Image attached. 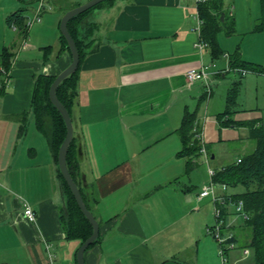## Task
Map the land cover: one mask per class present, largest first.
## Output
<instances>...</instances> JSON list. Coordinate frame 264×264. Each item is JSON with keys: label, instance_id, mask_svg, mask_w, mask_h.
I'll list each match as a JSON object with an SVG mask.
<instances>
[{"label": "crops", "instance_id": "0c3cea01", "mask_svg": "<svg viewBox=\"0 0 264 264\" xmlns=\"http://www.w3.org/2000/svg\"><path fill=\"white\" fill-rule=\"evenodd\" d=\"M22 1L0 0V54L3 49L10 53V79H1L0 87L8 85L12 92L0 95V264H50L46 246L52 264H72L79 245L62 230L64 198L56 165L46 138L34 126L29 103L37 75L56 76L70 63V54L59 51L60 19L56 22L55 14H49L58 11L61 16L68 10L65 4L88 0H47L48 15L27 28L37 43L25 44L26 34L17 45L21 34L5 18L20 10ZM230 1L235 25L236 0ZM251 15L248 10V30ZM196 17L194 0H113L87 19L95 24L91 38L96 48L80 63L72 123L81 150V189L98 222L100 240L85 251V264H221L219 245L206 232L215 224V204L208 196L198 197L205 185L194 195L182 182L190 175V164L177 154L181 142L176 129L183 115H196L199 100L209 96L203 82L187 84L185 72L215 64L220 72L209 78L212 94L214 81L230 72L224 46L231 35L217 34L222 55L213 59L208 47H195ZM47 46L49 54L43 50ZM242 48L240 59L264 69L261 54ZM20 50L33 58L12 59ZM262 79L264 73L245 77L244 83L231 81L225 110L230 87L237 82V97L243 84ZM231 111L229 118L237 112ZM22 202L34 211V222L24 218ZM231 206L225 200L220 207V233H232L235 241L225 256L227 264H244L240 248L248 231Z\"/></svg>", "mask_w": 264, "mask_h": 264}, {"label": "trees", "instance_id": "16d2710c", "mask_svg": "<svg viewBox=\"0 0 264 264\" xmlns=\"http://www.w3.org/2000/svg\"><path fill=\"white\" fill-rule=\"evenodd\" d=\"M106 1L110 2L112 0ZM100 5L101 3L97 4L67 22V30L75 43L79 62L76 71L57 86L55 95L67 110L71 119L77 95L76 83L80 63L86 55L96 48L91 38L95 24L87 21V19L91 15L92 10L100 7ZM259 5L260 16L254 24L252 30L254 32L264 31V0H259ZM196 12L198 18L201 20V39L207 44L213 59L220 57L222 52L218 47L217 34L223 31L224 34L229 36L234 32L233 19L230 18L229 23L226 22L227 18L223 11V0H207L198 3L196 5ZM221 14H223V20H220ZM25 18L26 16L22 10H16L6 16L5 23L8 27L15 25L18 33L25 36L27 34V28L24 24ZM59 43V51H67L69 53L66 42L60 34ZM43 50L47 52L46 54H49L51 47L47 46ZM9 57L10 53L7 49H3L0 58L1 67L5 70H9ZM228 58V67L230 69L240 68L253 73H264V69L260 65L247 63L240 59L238 48L232 54L228 55ZM54 78L55 76L42 74L35 77L32 84L29 107L33 114L34 126L46 138L50 153L56 165V173L64 198V207L60 210L62 230L67 240L76 241L80 245L90 236L92 228L80 212L73 195L57 169V151L65 136V125L62 117L48 98L49 87ZM236 86L237 82L228 92L226 110L216 116L217 122L223 127H233L240 123L227 116L228 113L232 112L230 108L235 104ZM2 92L3 89L0 87V93ZM194 120L195 114L186 112L182 117L180 126L176 129V133L181 142V149L177 154L188 157L187 163L189 164H191L192 158L197 156L199 150L198 144L192 139L191 134ZM253 122H244V125H248L249 136L255 140V149L250 154L239 158V162L236 160L235 162L224 165L220 169L214 170L212 180L216 183H224L230 188L237 186L243 188V192L229 196L230 201L241 200L243 202V211L247 217L245 220H242L244 227L248 231L247 240L242 248H248L250 251V262L248 264H264V130L262 127L256 126V122ZM80 155L81 150L78 137L73 131V137L66 153V166L72 180L79 189L86 207L90 210L81 189V174L79 170ZM99 240L100 237L98 234L97 240L87 249L94 246ZM232 241L235 242L234 237ZM72 264H76L75 261Z\"/></svg>", "mask_w": 264, "mask_h": 264}, {"label": "rangeland", "instance_id": "374dc122", "mask_svg": "<svg viewBox=\"0 0 264 264\" xmlns=\"http://www.w3.org/2000/svg\"><path fill=\"white\" fill-rule=\"evenodd\" d=\"M66 0H61V2ZM113 1V0H112ZM109 1H104L101 3L100 7L94 8L91 12V15L95 14L97 10H99L102 6H105V4H108ZM111 2V1H110ZM64 3V2H63ZM85 3V2H83ZM81 3V4H83ZM225 4V10L227 23H229V8L232 5L230 0H224L223 2ZM77 3L73 4H65L64 9H72L78 5ZM37 5V1L35 0H23L19 7L20 10L23 11V14L26 17H30L32 10ZM236 6L237 9L234 10L233 17L235 19V32L234 35H231L230 37L226 38V44L224 47L227 48L228 54H232L236 49V44L239 46L242 45V50L244 49V52L250 53L252 50H256L257 55L261 54L260 58L262 59V62H264V31L263 32H254L253 27L256 23L257 19L260 16V5L259 0H236ZM63 9V10H64ZM232 9V8H231ZM66 10V11H68ZM233 10V9H232ZM252 11V27L247 29V22L244 25L245 18L247 15V12ZM65 11V12H66ZM64 12V13H65ZM58 11H53V13L49 15H54L56 18V22L58 19L61 18V16L64 14ZM47 13H43L41 15V19L44 18ZM248 20V17H247ZM38 24V23H37ZM33 25L32 28L36 27V25ZM244 26V27H243ZM59 30L56 28V32ZM223 33V31L219 32ZM46 36V35H45ZM30 30H28L27 37L25 38L24 43L29 44L31 41L34 43H37L34 38H32ZM17 45L18 42L22 43L23 36L17 35ZM250 42V43H249ZM256 47H253V46ZM225 48V49H226ZM27 50V49H26ZM25 50H20L17 52V54L13 55L12 59H18L19 61L25 59H31L33 53L29 56L28 53L24 55ZM38 51V50H37ZM261 51V53H259ZM227 54V55H228ZM25 56H28L27 58ZM33 58V57H32ZM262 73H253L248 72L243 76H240L238 73H234L232 71L228 72L226 76L222 79H217L214 81V83L211 86V91L209 93L210 97H205L202 100H199L198 107L196 109V119H199L202 123V133H203V142L207 146V152H208V162L205 161V157L202 154H197V156L192 160V164L189 165V174L188 176H185L182 179V182L186 185L191 186V193H194L195 191H200L203 185L209 184V174H208V167L210 166L211 169L217 170L220 169L222 166L230 164L232 162H235L237 159L250 154L255 149V140L249 136V128L248 125H244V122H257L256 126L262 127L264 130V79L256 81V85L253 83H249L248 85H244L239 90V95L235 97L236 104L230 108L234 111L236 110L234 114L231 115V118L234 120H240L239 123L242 125V127H223L220 124L218 125L215 121V116L219 113H222L225 110V91L231 81L234 79H241V82L244 83V78H249L251 76H257L261 75ZM232 88V87H230ZM229 88V89H230ZM204 92V91H203ZM5 93V94H4ZM10 95L12 92L9 90V86L7 85L3 89V93H0L1 96ZM229 95V94H228ZM228 97V96H227ZM210 99V103L207 109V100ZM194 108L190 107V111H193ZM32 114V112H31ZM27 118V112L24 111L21 116V121H23V128H25V120ZM253 122V123H254ZM213 156L214 158L210 159V157ZM188 178H190V181H188ZM216 192H219V186L215 185ZM243 188L241 186H237L234 188L227 187L225 192L236 194L243 192ZM209 199H211L210 196H208ZM212 201V200H211ZM233 209V213L238 218V220H241V216L238 214H235L233 205L231 206ZM212 215L214 218V212L212 211ZM215 219V218H214ZM250 262V259H245L244 264H248Z\"/></svg>", "mask_w": 264, "mask_h": 264}, {"label": "built area", "instance_id": "2783aa9c", "mask_svg": "<svg viewBox=\"0 0 264 264\" xmlns=\"http://www.w3.org/2000/svg\"><path fill=\"white\" fill-rule=\"evenodd\" d=\"M207 0H194L195 4L197 5L198 3L205 2ZM51 7L49 6V3L47 0H37V5L34 7L32 10V14L30 17H26L24 20V24L26 28L30 27L33 23L39 22L41 15L47 11H49ZM197 26H196V31L198 33V40L195 43V47L198 50H202L203 48H207V44L201 39L200 35V27H201V20L198 18L197 15ZM12 29L17 30L15 25L11 26ZM24 46V44H23ZM226 71H232L234 73H238L240 76L245 75L246 73L250 72L246 69H240V68H232L230 69L229 67L227 68ZM220 71L216 70L215 64L210 63V64H205L199 66L197 69H188L185 72V80L187 84H193L195 82H203L206 86V95L208 96L210 93V87L208 84L209 78L212 75L218 74ZM0 75L2 78L3 83H7L10 79V74L8 70H5L3 68H0ZM191 134H192V139L196 141L198 144L199 150L198 154H202L205 157V161L208 162V154L206 152V147L203 142V133H202V123L200 122L199 119H195L192 128H191ZM237 162H239V159H237ZM208 174L210 177L209 184L205 185L202 190L199 192L198 197L203 198L210 196L212 202L215 204L214 207V218H215V224L212 227H209L206 229V232L211 235L216 242L219 245L218 249V255L220 257L221 264H227V258L225 256V253L229 250H232L235 248V242L232 241L233 235L232 233H227V235L222 236L220 233L221 229L223 228V220H222V214H221V205L225 200H228L234 207V212L235 214H238L241 216L242 220H245L247 217L243 211V202L241 200H235V201H230L229 196L226 195L225 191L227 189L226 184L224 183H216L212 180V176L214 174V170L208 167ZM215 185L219 186V189L222 193V195H219L218 192H216ZM22 214L24 218L29 221V222H34L35 221V214L32 208L29 206L28 203L22 202ZM46 253H47V258L48 261L51 263V255L48 253V247L46 246ZM240 253L241 257L243 259H246L250 255V251L248 248H240Z\"/></svg>", "mask_w": 264, "mask_h": 264}, {"label": "water", "instance_id": "95a60500", "mask_svg": "<svg viewBox=\"0 0 264 264\" xmlns=\"http://www.w3.org/2000/svg\"><path fill=\"white\" fill-rule=\"evenodd\" d=\"M106 0H88L87 2L78 5L72 9H69L66 11L60 18L59 21V34L63 37V39L66 42V45L68 47V51L70 54V63L66 68H64L60 73H58L52 83L50 84L49 91H48V98L50 103L54 106V108L58 111L60 116L62 117V120L65 125V136L58 148L57 151V169L62 176L63 180L65 181L66 185L68 186L71 194L73 195L75 202L82 213V215L85 217V219L88 221V223L91 225L92 232L88 238H86L77 248L76 254H75V263L76 264H85L84 262V253L86 249L93 244L98 237L99 234V225L90 210L86 207L81 194L79 192L78 187L76 186L75 182L72 180L67 166H66V153L68 146L72 140L73 137V123L70 115L68 114L67 110L63 107V105L58 101L55 95V91L57 86L67 77H69L71 74H73L78 66L79 62V56L78 52L75 46V43L71 36L68 33L67 30V22L72 19L73 17L89 10L90 8L96 6L97 4H100ZM223 19V14L220 16V20ZM213 157L211 156V159Z\"/></svg>", "mask_w": 264, "mask_h": 264}]
</instances>
